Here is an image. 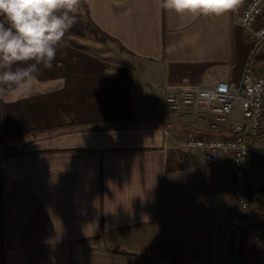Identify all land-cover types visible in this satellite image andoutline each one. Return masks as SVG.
Listing matches in <instances>:
<instances>
[{
	"label": "crops",
	"instance_id": "0c3cea01",
	"mask_svg": "<svg viewBox=\"0 0 264 264\" xmlns=\"http://www.w3.org/2000/svg\"><path fill=\"white\" fill-rule=\"evenodd\" d=\"M247 1L181 20L158 0H81L54 69L0 98V264H264V128L241 215L230 153L209 161L178 144L228 124L166 102L171 88L241 83ZM86 10L107 43L76 41ZM254 67L264 72V55ZM230 118L244 120L239 105Z\"/></svg>",
	"mask_w": 264,
	"mask_h": 264
},
{
	"label": "built area",
	"instance_id": "2783aa9c",
	"mask_svg": "<svg viewBox=\"0 0 264 264\" xmlns=\"http://www.w3.org/2000/svg\"><path fill=\"white\" fill-rule=\"evenodd\" d=\"M238 22L254 34L241 83L222 80L207 88H171L166 93V102L176 112L191 105L204 107L211 114L210 128L213 130L228 124L230 130L224 136L190 132L178 144L207 149L209 161H218L222 154L230 153V197L241 215H246L252 209L254 193L250 172L252 145L264 128V72L259 73L254 67L255 61L264 55V0H248L239 13ZM236 105L241 108L243 121L230 118Z\"/></svg>",
	"mask_w": 264,
	"mask_h": 264
},
{
	"label": "clouds",
	"instance_id": "9594fccd",
	"mask_svg": "<svg viewBox=\"0 0 264 264\" xmlns=\"http://www.w3.org/2000/svg\"><path fill=\"white\" fill-rule=\"evenodd\" d=\"M239 0H158L181 20L224 16ZM81 0H0V98L31 91L32 82L54 69L66 34L78 22Z\"/></svg>",
	"mask_w": 264,
	"mask_h": 264
},
{
	"label": "trees",
	"instance_id": "16d2710c",
	"mask_svg": "<svg viewBox=\"0 0 264 264\" xmlns=\"http://www.w3.org/2000/svg\"><path fill=\"white\" fill-rule=\"evenodd\" d=\"M86 31L89 32V33H94V34H97L103 38H110L108 35H106L104 32H102L94 23L93 21L90 19L89 17V13L88 11L86 10ZM100 39H103L101 38ZM122 47V46H121ZM123 48V47H122ZM124 49V48H123ZM125 255H129L127 253H124Z\"/></svg>",
	"mask_w": 264,
	"mask_h": 264
},
{
	"label": "rangeland",
	"instance_id": "374dc122",
	"mask_svg": "<svg viewBox=\"0 0 264 264\" xmlns=\"http://www.w3.org/2000/svg\"><path fill=\"white\" fill-rule=\"evenodd\" d=\"M101 36L97 35V34H94V33H89L86 31V34H80V35H77V39L76 41L78 42H82V43H88L89 42V39H98V40H103L105 43H107V39L106 38H103V39H100Z\"/></svg>",
	"mask_w": 264,
	"mask_h": 264
}]
</instances>
